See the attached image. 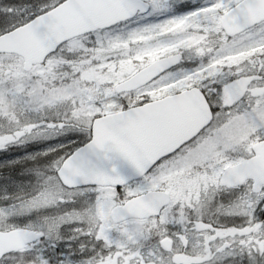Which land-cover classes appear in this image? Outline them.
<instances>
[{
  "label": "snow or ice",
  "instance_id": "6c2138e0",
  "mask_svg": "<svg viewBox=\"0 0 264 264\" xmlns=\"http://www.w3.org/2000/svg\"><path fill=\"white\" fill-rule=\"evenodd\" d=\"M0 264H264V0H0Z\"/></svg>",
  "mask_w": 264,
  "mask_h": 264
},
{
  "label": "rangeland",
  "instance_id": "374dc122",
  "mask_svg": "<svg viewBox=\"0 0 264 264\" xmlns=\"http://www.w3.org/2000/svg\"><path fill=\"white\" fill-rule=\"evenodd\" d=\"M10 155H11V153H10Z\"/></svg>",
  "mask_w": 264,
  "mask_h": 264
}]
</instances>
